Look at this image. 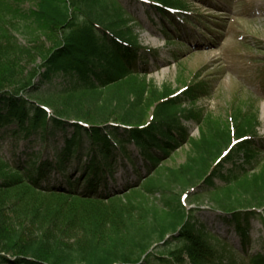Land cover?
<instances>
[{"label": "trees", "instance_id": "1", "mask_svg": "<svg viewBox=\"0 0 264 264\" xmlns=\"http://www.w3.org/2000/svg\"><path fill=\"white\" fill-rule=\"evenodd\" d=\"M147 1L177 34L187 5ZM27 2L0 0V264H264L250 255L253 224L264 225L258 112L236 108L219 127L185 107L214 90L201 73L180 94L147 82L158 52L139 45L116 0ZM18 18L51 49L19 48ZM6 141L38 151L7 158ZM184 146L183 165L163 164ZM205 197L240 251L204 226Z\"/></svg>", "mask_w": 264, "mask_h": 264}, {"label": "rangeland", "instance_id": "2", "mask_svg": "<svg viewBox=\"0 0 264 264\" xmlns=\"http://www.w3.org/2000/svg\"><path fill=\"white\" fill-rule=\"evenodd\" d=\"M116 1L133 17L129 23L139 45L158 52L151 61V72L145 78L147 82L151 81L158 89L168 87L172 93L180 94L195 82V75L201 73V79L211 82L214 90L209 97L185 107H193L202 113L204 110L203 119L223 128L231 123V112L236 108L258 112L261 122L258 131L264 139V0H182L187 5L188 16L176 15L177 34L174 33V25L168 21L164 25L167 28L162 26L161 16L145 0ZM35 3L36 0H28L22 9H32ZM186 19L189 22L182 23ZM10 28L19 48L30 50L39 45V48L48 50L52 47V41L45 34L37 33L30 23L19 19ZM166 29L172 31L173 36L169 34L168 37L176 39V42H166L168 37L163 35ZM174 52L180 53H177V59L172 55ZM30 63H26L27 66L31 65L29 71L41 64L39 59L36 64ZM57 82L60 83V80ZM187 126L191 138L198 139L201 127L196 124ZM3 150L7 158H11L14 152L23 159L26 153L38 151L25 143L12 149L7 141ZM131 151L135 157L138 156L134 148L131 147ZM188 152L189 146H184L163 164L171 168L179 167L184 164ZM40 157L52 160V155L47 151ZM137 165L140 166L141 162H137ZM128 170L131 172V167ZM123 174L120 168L117 173L119 189ZM216 184L220 188L224 185L218 180ZM200 206L199 216L204 226L240 251L238 236L217 224V214L212 210L216 207L209 197H205ZM253 225L250 255L263 254L264 225L259 221Z\"/></svg>", "mask_w": 264, "mask_h": 264}]
</instances>
